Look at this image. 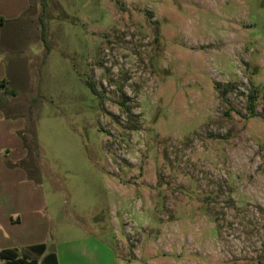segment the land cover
Returning <instances> with one entry per match:
<instances>
[{"label": "rangeland", "instance_id": "rangeland-1", "mask_svg": "<svg viewBox=\"0 0 264 264\" xmlns=\"http://www.w3.org/2000/svg\"><path fill=\"white\" fill-rule=\"evenodd\" d=\"M27 3L0 25V116L25 151L0 149L24 174L0 204L34 194L40 258L264 264V0Z\"/></svg>", "mask_w": 264, "mask_h": 264}, {"label": "crops", "instance_id": "crops-1", "mask_svg": "<svg viewBox=\"0 0 264 264\" xmlns=\"http://www.w3.org/2000/svg\"><path fill=\"white\" fill-rule=\"evenodd\" d=\"M27 2H29V0H23V2L22 0H0V16L7 20H13L17 17V15L21 16L25 6L26 8L28 7ZM3 69L4 65L0 62V73L3 72ZM16 120L20 121L21 123H18L16 128H19L22 125V121L23 125L25 123L22 117H18L16 118ZM5 123L6 121H4V119H2V117L0 116V149L10 147L12 148L11 152L13 154H16L18 157H20L21 155L23 156V154H25V151L23 150L22 154V149L20 148V142L18 138L12 137L13 135L10 133V129L12 130L13 128V122H10L11 126L9 127ZM11 152L9 151V153ZM13 154V157L19 159ZM7 173L10 177L16 176L18 179L24 177V174L22 173L21 175L16 174L15 169H6L4 164L0 161V195L2 196L6 193L7 190L14 189L15 187L14 182H12L11 179L8 180L9 183H3L1 181L3 179V176ZM27 182L28 186L30 187V181L27 180ZM5 186H9L10 188H5ZM18 193L20 192L16 193V198L20 202H24L25 204L23 205L22 209L17 208L15 211L3 210L0 204V253L3 250L9 249L16 251L14 253L16 255L14 258H18L22 255L31 258L37 252L31 247L33 245L43 243V241H41L40 238H36L35 235V232L38 231L39 225H41V223L39 221V215L35 206L34 194H32V196L31 194H29V197L27 195L24 200V195ZM0 199L2 198L0 197ZM2 200H0V203L3 202ZM41 255L42 254H40V256L36 258V264L41 263ZM5 261L6 259H4L0 254V264H4ZM48 264L51 263L48 262Z\"/></svg>", "mask_w": 264, "mask_h": 264}, {"label": "trees", "instance_id": "trees-1", "mask_svg": "<svg viewBox=\"0 0 264 264\" xmlns=\"http://www.w3.org/2000/svg\"><path fill=\"white\" fill-rule=\"evenodd\" d=\"M6 21H9V20L4 19L2 16H0V25L3 24ZM40 39H41V41L45 42L43 24H42L41 30H40ZM86 84H87V86L89 87V89L91 90V92L94 95H97V96L99 95V93L96 92V90L94 89L92 83L87 81ZM0 87L3 88V90L0 91V95H3V97L4 96H15L17 94V91H16L15 87H9L7 85V81L5 80V77L0 78ZM254 99H255V97H254L253 93H248L247 109H248V111L250 113V116H254L255 115V113L253 111ZM3 101H4V103L2 104ZM3 101H2L1 96H0V105H2V106H0V110L5 111L4 112V116L5 117H14V116H16V115H11L10 112H8V110H10V108H8V105L5 104V103H8L6 101V99L3 98ZM3 106H5L6 110H4ZM18 116H23L24 117V115H21V114H18ZM31 122L34 125V123H33L34 119L33 118L25 119V123H27L28 126H26V129L24 127L22 130H18L16 133L21 137L23 147L27 148L28 151H30L31 147H34V151H36L37 147H36V145H35V143L33 141V138L31 137L27 141L26 136L24 134L25 131L26 132H33L34 127H33V125L30 124ZM23 136H24V138H23ZM7 164H8V166H17V165L18 166H22L23 168L27 169L26 170L27 172L30 171V169L32 168L31 167V161H28V164H25L23 159L19 160V161H16L15 163H12V164L11 163H7ZM27 176L29 177V175H27ZM31 248L34 249L35 251H37L35 253V255L32 256L31 258L30 257H25L24 255H22V256H20L18 258H14L16 256L14 254L16 251L15 250H9V249L3 250L0 254H1V256L4 259H6L4 264H36L35 260H36V258L38 256H40V254L43 253L45 245H44V243H40V244L33 245ZM40 264H48L47 258L46 257L43 258Z\"/></svg>", "mask_w": 264, "mask_h": 264}]
</instances>
